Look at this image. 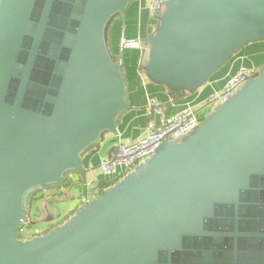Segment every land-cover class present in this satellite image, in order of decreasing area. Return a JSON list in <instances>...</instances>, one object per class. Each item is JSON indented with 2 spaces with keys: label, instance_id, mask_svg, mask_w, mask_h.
I'll return each mask as SVG.
<instances>
[{
  "label": "water",
  "instance_id": "95a60500",
  "mask_svg": "<svg viewBox=\"0 0 264 264\" xmlns=\"http://www.w3.org/2000/svg\"><path fill=\"white\" fill-rule=\"evenodd\" d=\"M133 0H0V264H264V67L181 143L44 236L31 197L86 177L130 110L110 25ZM145 73L195 91L264 41V0H167Z\"/></svg>",
  "mask_w": 264,
  "mask_h": 264
},
{
  "label": "crops",
  "instance_id": "0c3cea01",
  "mask_svg": "<svg viewBox=\"0 0 264 264\" xmlns=\"http://www.w3.org/2000/svg\"><path fill=\"white\" fill-rule=\"evenodd\" d=\"M158 21L154 20L146 9V2L133 0L126 11L114 19L107 35V46L110 54L121 66L122 75L126 80L127 101L130 110L122 114L119 119L116 133L104 137L94 149L82 157L83 169L87 178H100L96 171L100 160L112 152L115 136L124 142H133L142 137L147 121L148 97L156 99L167 108V114H176L187 106L199 107L215 92L220 91L228 78L240 68H253L258 71L264 67V41L250 43L244 46L216 73H214L202 87L195 91L169 90L147 78L145 65L147 63L148 46L140 52L137 49H123L120 46L122 39H144L153 35ZM138 59L142 66H137ZM138 69L143 72L144 78L138 76ZM77 189V186H69ZM63 187L60 190L61 196ZM56 193L55 195H57ZM77 195H79L77 193ZM71 211L70 213H72ZM74 213V212H73Z\"/></svg>",
  "mask_w": 264,
  "mask_h": 264
},
{
  "label": "built area",
  "instance_id": "2783aa9c",
  "mask_svg": "<svg viewBox=\"0 0 264 264\" xmlns=\"http://www.w3.org/2000/svg\"><path fill=\"white\" fill-rule=\"evenodd\" d=\"M146 9L154 18L165 9L167 0H143ZM120 46L123 49H137L142 52L146 46L140 39H122ZM137 66L140 68L142 62L138 59ZM139 77L144 78L143 72L137 71ZM253 68H240L228 78L220 91L213 93L207 101L199 106H187L176 114H167L165 105L156 99L148 97L147 110L148 121L141 138L133 142H124L119 136H115L112 152L100 160L96 171L100 178H87L81 180L78 174H69L73 177L70 186L78 188V202L75 210H81L92 203L104 192L110 190L115 184L134 172L143 162L149 159L162 145L163 142L181 143L198 129L202 122L213 114L215 109L233 98L245 84L256 76ZM72 175V176H71ZM108 183L106 187L101 184ZM69 187V186H68ZM75 212V211H73ZM27 221L19 230L20 240H30L38 233H27Z\"/></svg>",
  "mask_w": 264,
  "mask_h": 264
},
{
  "label": "rangeland",
  "instance_id": "374dc122",
  "mask_svg": "<svg viewBox=\"0 0 264 264\" xmlns=\"http://www.w3.org/2000/svg\"><path fill=\"white\" fill-rule=\"evenodd\" d=\"M149 13V12H148ZM164 10L160 12L158 16L153 19L158 21V18L162 16ZM132 40V39H131ZM162 146H159L157 151H160ZM53 189L40 191L35 193L33 201L29 207V213L27 215L26 232L41 233L45 229L54 230L60 225L67 222L73 214H75L78 195L77 189L74 187H68L63 190V195H55ZM90 205V204H89ZM75 211L74 213H70ZM80 212V210H78Z\"/></svg>",
  "mask_w": 264,
  "mask_h": 264
},
{
  "label": "flooded vegetation",
  "instance_id": "af4514ba",
  "mask_svg": "<svg viewBox=\"0 0 264 264\" xmlns=\"http://www.w3.org/2000/svg\"><path fill=\"white\" fill-rule=\"evenodd\" d=\"M72 176V175H71ZM72 178L73 177H70V176H67L66 178H65V180H64V183H63V185L61 186V188H63V187H68V186H70L71 184H70V180L72 181ZM61 188H59L60 190H61ZM50 189H53L55 192H53L54 194H56L57 192H60V190H55L53 187L52 188H49V190ZM48 190V189H47ZM40 191H45V190H40ZM40 191H37L36 193H38V192H40ZM73 213V212H72ZM51 230H49V229H45V230H43L41 233L39 232L37 235H35V236H33L31 239H33L34 237L36 238V237H41V236H44V235H46L47 233H49Z\"/></svg>",
  "mask_w": 264,
  "mask_h": 264
},
{
  "label": "trees",
  "instance_id": "16d2710c",
  "mask_svg": "<svg viewBox=\"0 0 264 264\" xmlns=\"http://www.w3.org/2000/svg\"><path fill=\"white\" fill-rule=\"evenodd\" d=\"M107 184L108 183H104V184H101V186L102 187H106L107 186ZM55 190H60L59 188H61V187H53ZM58 194H60L61 195V193L60 192H57ZM35 195V194H34ZM34 195L31 197V199H30V202H29V205H28V213H29V207H30V205H31V202L33 201V197H34ZM28 228L30 227L29 225L27 226Z\"/></svg>",
  "mask_w": 264,
  "mask_h": 264
}]
</instances>
